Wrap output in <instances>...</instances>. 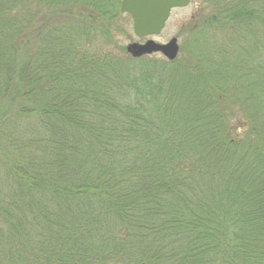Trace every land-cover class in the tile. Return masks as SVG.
<instances>
[{"label": "trees", "instance_id": "1", "mask_svg": "<svg viewBox=\"0 0 264 264\" xmlns=\"http://www.w3.org/2000/svg\"><path fill=\"white\" fill-rule=\"evenodd\" d=\"M197 1L169 62L0 0V264H264V0Z\"/></svg>", "mask_w": 264, "mask_h": 264}, {"label": "water", "instance_id": "2", "mask_svg": "<svg viewBox=\"0 0 264 264\" xmlns=\"http://www.w3.org/2000/svg\"><path fill=\"white\" fill-rule=\"evenodd\" d=\"M192 0H123L120 12L131 16L134 35L139 39H148L144 43H131L126 52L133 59L162 55L173 62L179 57L180 45L177 38L166 44L157 43L152 37H158L166 28L172 12L190 5ZM95 20V17H93Z\"/></svg>", "mask_w": 264, "mask_h": 264}, {"label": "rangeland", "instance_id": "3", "mask_svg": "<svg viewBox=\"0 0 264 264\" xmlns=\"http://www.w3.org/2000/svg\"><path fill=\"white\" fill-rule=\"evenodd\" d=\"M198 6H199V2L197 0H193L188 7L184 9L175 10L172 13L171 19L169 20L165 30L162 32L160 36L153 38V40H155L157 43L160 44H166L173 38H177L180 45V53H179V57H180L181 47L183 46L184 42L187 41V35H188L187 33L189 32V29L192 26L191 24L189 25L190 20L198 12L197 11ZM117 27L118 30L116 31ZM112 31L114 32L116 31L113 42L114 45H117V48L126 49V47L131 43H144L146 41V40H141L134 35L132 20L127 15H123L121 17V19L116 24V27ZM147 58H150L154 61H167L160 54L147 56ZM140 63L143 62H136L134 64L135 66H140Z\"/></svg>", "mask_w": 264, "mask_h": 264}]
</instances>
